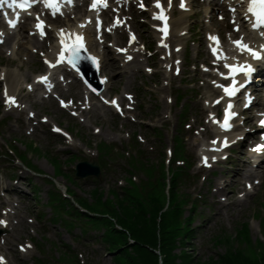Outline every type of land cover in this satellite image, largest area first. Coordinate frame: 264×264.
<instances>
[{
	"label": "rangeland",
	"instance_id": "obj_1",
	"mask_svg": "<svg viewBox=\"0 0 264 264\" xmlns=\"http://www.w3.org/2000/svg\"><path fill=\"white\" fill-rule=\"evenodd\" d=\"M174 120H172L171 122L174 123L175 122ZM183 137H184V143L187 144V147L193 148L191 139L189 138L188 133L184 130V128H183ZM33 141H34L32 143L33 146L37 147V150L33 149V151L37 152L40 149L41 151H44L47 149L39 138L34 137ZM1 151L2 150H0V152ZM71 153L75 155H79L76 151H72ZM27 158L31 161L30 163L34 167H36V169H38L40 172L44 171L48 174H51V167L49 165L50 163L46 160L45 157H42L39 152L36 155L29 154ZM65 158L66 156L64 155L60 159V161L62 162ZM5 163H7L5 160L0 159V175L2 174L5 176L6 174H9V173L16 174ZM234 164H235L234 162H232L231 164L233 168L232 170L235 169ZM239 164H241V162H239ZM21 170L23 171V176L20 179L19 183L22 184L26 188L25 193H24L25 196L32 198V196L34 195V191H32L33 185L36 184L37 186L35 187L37 188V190L35 194H37L38 196V201L41 205V208L43 212L47 214V216H50L49 208L45 206V203L47 200V194H48L50 187L44 185L41 178L33 177L30 172L24 170L23 168H21ZM220 172H222V174H220ZM220 172L219 174L221 176V179L224 181L225 186H226L227 204L225 206V204H221L217 202L216 196L225 195V193L222 190L221 191L218 190L217 191L218 193H216V196L211 195L209 192L207 193L208 197L214 198V211L212 212L213 215L211 216V218H209L210 223H211L210 230L209 232L207 231V225L209 223H207L206 225H204V227H202L204 221L199 220V225L201 226V229L196 232V236L191 242L193 245V249L196 253L199 254V256L206 258L207 255L209 254H214L216 252L222 253L231 247L232 248L243 247V246H240L238 243H236V240L234 239L235 233H233L234 232L233 226L236 224L239 225L242 222H246L247 223L246 228L250 234V239L252 240V243H253L252 246L254 247L255 253L261 259H263L264 249L263 247H258L254 241L256 239L261 238L260 231H259V224L261 227L264 228V185L260 187V190L258 191L257 195L252 196L253 197L252 199H247L244 204L236 203L234 201V195H232L230 191L232 189L237 190L236 185L238 184V180L243 179L244 176H242L241 173H239V175L236 176L234 171H231V169H229V165L224 166V169L221 170ZM244 174L246 175L247 173L244 172ZM104 179L105 178H103L102 181H100L101 185L103 184ZM108 179L109 178L107 177L106 180ZM59 181H61V183L63 184H66L65 181L61 178H59ZM76 184L77 183H74L72 188L73 190L77 192V195L79 196L78 198H81L84 202L88 201L89 196H91L90 197L91 200L95 199L100 204H102L103 201H105L104 196L101 193L97 192L98 188L96 187L97 190L94 188V186H97L99 184L98 181L95 183V182H92V179L87 178V181H85L84 184L83 183H79V185H76ZM77 186H80L83 190H77L79 189V187ZM57 229L60 231L62 242L72 241L71 234L68 231H66L63 228H60L59 225H57ZM221 229H223L224 232H227V234L224 237L225 241L221 239V241H219L216 245H214V248H212L211 240L213 236L219 234V232L222 231ZM73 232L76 235H80L79 230H75ZM83 238L81 239L79 243L76 244L75 250L82 254V260L86 261V264H114V261L112 260V255L115 257V253L110 255L106 253L104 249H101L99 252H97V249L95 248V246H91L89 242L85 240L87 236ZM203 239H204V242H203V245L201 246ZM42 247L44 251L46 252V254L49 253V251H47L48 246L46 244H42ZM49 250H50V246H49ZM129 250L132 252V249H129ZM241 252H242L243 257H251V254L249 252H246V251H241ZM99 255H104V257H102V261ZM54 257H57V254H55ZM202 257H201L202 260L207 259V258L205 259ZM61 262L64 264H70L72 261L70 262L69 259L65 260L63 257H61ZM233 264H242V263L238 262L237 260H234Z\"/></svg>",
	"mask_w": 264,
	"mask_h": 264
},
{
	"label": "trees",
	"instance_id": "obj_2",
	"mask_svg": "<svg viewBox=\"0 0 264 264\" xmlns=\"http://www.w3.org/2000/svg\"><path fill=\"white\" fill-rule=\"evenodd\" d=\"M154 201L157 204L150 207L149 211H145L140 207L139 213L134 214V207L136 202L129 199L127 206L121 207L120 214H114L117 224L121 226L122 230H117L112 226L111 221L102 218V225L106 228V239L109 244H112L114 249L118 248V244L123 246L122 249L116 251L117 264H215L214 262H199L191 254L184 252L181 249L179 253L173 254L172 251L179 246H183L181 241L179 245L175 243V238L178 233L182 231L174 228L177 226L176 214L167 212L157 222L156 216L160 210L164 196L158 191L154 190L151 193ZM112 204V208H113ZM113 211V210H112ZM114 211L116 209L114 208ZM113 211V212H114ZM108 213L112 216L110 211ZM149 215V218L147 217ZM155 216V219L153 218ZM118 217V218H117ZM173 228V229H172ZM130 236L133 240L132 245L126 246V238ZM116 247V248H115ZM132 249V252L129 250ZM243 250L228 252L223 256L221 261L217 264H233L234 260L242 264H264V258L261 259L254 254L250 248L244 251L249 252L251 257H243ZM158 252V253H157ZM262 260V261H261Z\"/></svg>",
	"mask_w": 264,
	"mask_h": 264
},
{
	"label": "snow or ice",
	"instance_id": "obj_3",
	"mask_svg": "<svg viewBox=\"0 0 264 264\" xmlns=\"http://www.w3.org/2000/svg\"><path fill=\"white\" fill-rule=\"evenodd\" d=\"M72 2L73 0H43L44 6L51 10V14L54 18L58 13L60 15H63V12L61 11L63 6L65 4L71 5ZM239 2L242 5H246V13L249 18V22L251 24L252 30L256 32L257 34H259L260 36L264 37V31H262V29H264V0H239ZM5 3L9 4L10 7L15 6L16 8H19L22 11H27L28 8H31L33 6L32 0H22V2H19V3H17V0H0V6H2ZM169 6H171V0H169ZM100 7L107 8L108 7L107 0H93L90 10L99 11ZM140 7L141 8L144 7L143 3L140 4ZM154 7H156L157 9H160V12L158 14H155L153 18L164 22L165 26L159 30L163 32L165 36H167V16L164 14V8L162 7L160 0H156ZM180 7L181 8L184 7L183 0H181ZM233 11H235V9H233ZM17 20H19V13H17ZM36 20H37V23L35 27L37 31L39 32L41 38H43L45 34L43 31L44 22L40 20L39 16L36 17ZM88 23H91V21H88ZM100 23L101 22L99 20L96 21L98 30H99ZM120 23L121 21L117 18L113 26H118L120 25ZM233 23H235V21H233ZM9 26L13 28L16 27V20H10ZM86 26H87L86 24L80 25V27L82 28ZM108 30L111 31V29H108ZM239 30H240L239 27L234 28V31L239 32ZM0 35H3V34L0 33ZM59 35L61 37V45H62V50L59 54L60 56L59 62H62L65 58H67L68 63L74 64L75 60L79 56L80 51L85 50V45L83 42L84 41L83 35L79 33H67L68 40L71 41L70 44L66 43L65 41L66 33L63 29L60 31ZM229 38L231 39V36ZM134 39L135 37L132 36V40ZM209 39L212 40L214 44L216 45L215 47L212 48L213 55L216 56L218 60H227L228 57L223 52V50L220 49L219 47L220 45L219 38L209 37ZM231 42L239 54L241 55L247 54L253 59H264V44L260 46L259 50H256V49L251 48L250 45L246 44L244 42L243 37H240L239 39L233 40ZM163 46L166 47V45H163ZM118 51H126V50L120 49ZM65 53L68 54L67 57H65ZM128 59L130 60L132 59V57L129 56ZM46 63L48 62L46 61ZM50 66H54V65H50ZM223 67L228 70V74L224 75L222 73L221 76L223 79L229 80L230 85L229 86L217 85V87L222 88L224 96L231 98V97H234L239 91V87L237 86L238 82L235 79V76L237 74L247 75L248 73L251 72L252 69L249 66L240 65L238 62L232 65L228 63H224ZM39 82L47 83V77L40 78ZM47 86H48V89L51 90V87H52L51 84H48ZM241 86H242V82H241ZM4 95H5L6 106H9V107L18 106L16 105L15 98L9 97L7 95L6 89H5ZM129 99H131V97H129ZM105 102L109 103L108 101H105ZM220 102H221L220 100L216 101L217 104H219ZM111 104L113 106H116L117 110H119V106L116 104L115 101H111ZM61 105L66 106L63 101H61ZM232 107L233 105L231 103L227 104V107L224 110V120L222 123L215 120V118H213V123H217L219 127L224 130H229L231 128L230 121L236 115V113L231 111ZM73 114L75 115V113ZM260 123H261V126H264V121H261ZM53 130L59 131V129H56V128H54ZM213 143H215V141ZM224 143H225V146H227V141H225ZM255 150L260 151L261 149L257 148ZM204 163L205 165H207L206 157L204 158ZM0 223H3V222L0 221ZM0 264H3V258H0Z\"/></svg>",
	"mask_w": 264,
	"mask_h": 264
}]
</instances>
